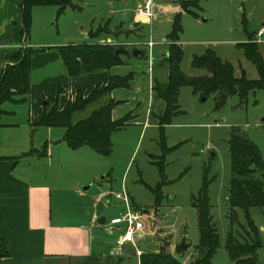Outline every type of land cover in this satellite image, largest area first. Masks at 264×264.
Listing matches in <instances>:
<instances>
[{"label": "rangeland", "instance_id": "374dc122", "mask_svg": "<svg viewBox=\"0 0 264 264\" xmlns=\"http://www.w3.org/2000/svg\"><path fill=\"white\" fill-rule=\"evenodd\" d=\"M142 1L71 0L73 7H65L59 14L54 6L32 7L27 39L31 43L55 42L66 46L89 42V33L90 40L98 35H109L111 39L108 40L111 43L115 40L117 43L113 45L126 52L120 57L124 63H142L146 61V53L152 52L157 65L168 50L162 42L171 33L177 18L181 33L176 43L180 41L183 46L211 49L223 44L234 46L247 43L248 35L264 28V0H154L151 19L134 15ZM243 17L247 20L244 29L241 24ZM261 40L258 46L263 49L264 36ZM149 41L155 43L151 51L146 46ZM132 50L142 53L133 59ZM229 60L242 64L240 49L237 48ZM246 70L248 76L253 75L252 68L247 67ZM24 103L3 102L0 109H6L8 113L0 120L21 124L28 116ZM96 106L93 104L86 111ZM178 106L181 112L162 134L156 127H150L143 133L141 127L136 126L114 131L110 135L111 152L108 155L97 154L85 147L72 151L67 149L61 142L62 128L27 130L28 146L32 143L38 150L45 146L46 156L41 160V166L51 170L52 176L59 179L60 187L75 186L80 192L88 187L85 194L92 200L100 191L108 189L109 181H116L117 190L122 184L135 203L134 207L144 215L145 233L142 239L135 241L136 248L142 254L169 253L180 264H193L200 257L193 198L197 197L206 179L209 182L211 221L220 238L211 264H234L226 250L227 237L243 243L248 240V227L242 211L235 210L236 214L232 216L229 212L227 197L231 171L228 142L233 132L238 133L252 142L264 158V90L250 91L242 103L236 95L229 96L216 109L214 96L204 98L194 93L191 87H182ZM84 113L76 114L74 118H82ZM1 133L22 135L24 129ZM207 146L210 150L202 153ZM211 153H214L213 157ZM152 189L160 197L159 205H155ZM72 199L77 200L75 197ZM100 213L105 218L107 238H116V228L106 225L115 213L102 208ZM250 216L260 231L262 243L257 261L264 264V209H252ZM181 244L184 245L182 249L179 248ZM129 246H122V249L129 250L128 255L115 264H138L132 255L134 247Z\"/></svg>", "mask_w": 264, "mask_h": 264}, {"label": "crops", "instance_id": "0c3cea01", "mask_svg": "<svg viewBox=\"0 0 264 264\" xmlns=\"http://www.w3.org/2000/svg\"><path fill=\"white\" fill-rule=\"evenodd\" d=\"M177 10L175 9L176 12ZM19 11V0H0V74L8 58L15 55L19 48L37 50L29 60V86L24 103L28 108L27 119L21 124L0 120V133L24 129L22 135L1 133L0 238L7 242L8 256L0 258V264H115V261L127 256L129 250L115 246L120 234L117 230L116 238H107L108 234L106 235L104 231L105 218L101 216L100 211L101 208L104 211L108 209V213L111 214L119 211L115 213L117 216L123 212L122 203L113 198H108L105 202L99 196L102 191L92 200L85 194L88 187L82 188V192L75 186L60 187L59 179L52 176L51 170L41 166V160L45 159L46 153L37 155L41 150L32 143L28 146L26 131L31 129L30 125L34 121L39 120L43 110L42 103H47V107L54 105L57 110H61L73 99L77 91H81L83 97H86L95 87L103 88L109 77L122 78L128 74H131V78L126 88H115L109 92V98L117 102L110 112V119L117 121L127 117L122 128L141 127V133L150 127L159 129V118L164 114L166 105L157 97L153 87L155 83L165 85L169 82V69L161 63L165 55L157 65H154L151 72H147V64L144 61L123 63L107 71L68 77L56 50L62 45L59 46L55 42L31 43L29 38L22 40ZM246 21L244 17V24ZM254 35L255 32L248 35L247 41L251 42ZM109 37L111 36L98 35L93 40L88 36L87 39L90 43L95 41L111 45L117 43L115 40L111 43ZM178 43L181 45L180 41ZM162 45L168 46L169 41L165 39ZM239 45L241 44L234 46L223 44L214 49L181 45L183 56L180 70L190 77L206 75L204 70L192 68L191 62L194 56L211 50L222 61L233 66L236 78H240L242 74L248 76L246 70L248 67L252 68L253 75L246 78L258 79L255 67L246 59ZM257 47L264 58V46L263 49L258 45ZM237 48L241 52L242 64L229 60ZM19 103L23 102L16 104ZM89 112L85 111L82 117L87 116ZM7 113L6 109H0V118ZM65 147L69 149L66 145ZM121 185L119 184V189ZM115 187L116 181L112 180L109 181L108 189L103 191H118L119 189ZM126 194L130 204L134 205L132 198L127 192ZM68 195H71V198ZM100 218L104 219L103 225L96 223ZM132 255L135 256L134 251ZM135 258L139 264V258L136 256Z\"/></svg>", "mask_w": 264, "mask_h": 264}, {"label": "trees", "instance_id": "16d2710c", "mask_svg": "<svg viewBox=\"0 0 264 264\" xmlns=\"http://www.w3.org/2000/svg\"><path fill=\"white\" fill-rule=\"evenodd\" d=\"M19 3L20 35L23 41L29 33L32 7L54 6L57 8V14L61 13L65 7H73L71 0H19ZM243 20L244 17L241 18V23L245 28ZM180 33L181 26L177 18L171 33L167 36L169 41L167 55L161 61L169 69V82L165 85L155 83L153 87L157 97L163 100L166 105L164 114L159 118L161 134L164 127L170 125L173 118L181 112L178 106V95L179 89L182 87H191L194 93H199L204 98L210 95L214 96L216 109L220 108L229 96L236 95L242 103L250 91L264 90V58L261 56L257 44L248 42L239 45L243 49L246 59L253 64L257 71L258 79L256 80H249L244 74L240 78H236L233 66L229 62L222 61L211 50H207L200 56H194L191 62L192 68L204 70L206 75L190 77L180 70L183 51L181 45L176 43ZM56 50L68 77L107 71L111 67L123 64L120 57L126 55L123 49H117L115 45L95 42L61 46ZM35 51L37 50L26 47L19 48L17 53L6 61L0 74V105L3 102L26 101L29 86V60ZM130 78L131 74L122 78L109 77L103 88L95 87L86 97H83L81 91H77L73 100L68 101L61 110H57L54 105L47 107V103H42L41 116L39 120L30 125L31 130L62 128L64 133L61 142L69 149L86 147L97 154L108 155L111 152L110 135L122 128L127 120V117L117 121L110 119V112L117 102L109 98V92L115 88H126ZM93 104L97 106L90 110L87 116L74 118V115L86 111ZM162 138L164 139L163 136ZM228 145L231 171L227 197L229 212L232 216L236 214L235 210L242 211L247 221L248 240L240 243L228 236L226 250L230 261L234 264H259L257 255L262 248V243L259 240L260 231L255 227L250 215L252 209H264V158L252 142L244 139L238 133L233 132ZM44 154L45 146L37 155ZM208 185L209 182L204 179L197 197L193 198V206L197 212L199 232L197 246L200 255L193 264H211L220 243L219 234L211 221ZM151 191L155 195V205H159V195L156 190L152 189ZM132 207L136 209L133 204ZM7 256V242L0 238V258ZM139 264H180V262L171 254L158 251L157 253L142 254Z\"/></svg>", "mask_w": 264, "mask_h": 264}, {"label": "built area", "instance_id": "2783aa9c", "mask_svg": "<svg viewBox=\"0 0 264 264\" xmlns=\"http://www.w3.org/2000/svg\"><path fill=\"white\" fill-rule=\"evenodd\" d=\"M153 2L154 0H143L141 5L136 9L134 15L142 16L148 19L153 17ZM264 35V28H260L256 31L253 37V43L259 45L262 42V37ZM146 46L150 49L154 46L152 41L147 42ZM146 64L147 72H151L155 65L152 55L146 54ZM210 149L207 146L203 152ZM100 198L107 202L108 198H113L114 200L120 201L123 205V212L119 213L117 216L111 218L108 221L109 227H114L120 233L117 241H115V246L117 248L130 245L134 247V255L140 257L142 255L141 250L136 248L135 241L142 239L145 233V225L143 221V213L140 210H136L130 204L129 198L123 188L120 186L118 191L106 190L99 194Z\"/></svg>", "mask_w": 264, "mask_h": 264}, {"label": "water", "instance_id": "95a60500", "mask_svg": "<svg viewBox=\"0 0 264 264\" xmlns=\"http://www.w3.org/2000/svg\"><path fill=\"white\" fill-rule=\"evenodd\" d=\"M115 54H117V52H115ZM141 55V51H136V50H132L131 51V56L132 57H134V58H136V57H139ZM211 156L213 157L214 156V153H211ZM96 223H97V225H103V223H104V219L103 218H100V219H98L97 221H96ZM184 247V245L183 244H181L180 246H179V248H183Z\"/></svg>", "mask_w": 264, "mask_h": 264}]
</instances>
